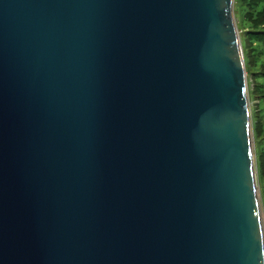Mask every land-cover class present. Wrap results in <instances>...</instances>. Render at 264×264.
<instances>
[{
	"label": "water",
	"instance_id": "water-1",
	"mask_svg": "<svg viewBox=\"0 0 264 264\" xmlns=\"http://www.w3.org/2000/svg\"><path fill=\"white\" fill-rule=\"evenodd\" d=\"M235 0H0V264H264Z\"/></svg>",
	"mask_w": 264,
	"mask_h": 264
},
{
	"label": "trees",
	"instance_id": "trees-1",
	"mask_svg": "<svg viewBox=\"0 0 264 264\" xmlns=\"http://www.w3.org/2000/svg\"><path fill=\"white\" fill-rule=\"evenodd\" d=\"M235 16L238 20L245 66L249 78L248 92L250 99L261 94L264 99V0H235ZM253 113V120L255 119ZM255 138L259 136L254 125ZM260 142L263 148H256L258 182L263 194L264 181V136ZM259 145V144H257ZM261 147V145H259Z\"/></svg>",
	"mask_w": 264,
	"mask_h": 264
},
{
	"label": "rangeland",
	"instance_id": "rangeland-1",
	"mask_svg": "<svg viewBox=\"0 0 264 264\" xmlns=\"http://www.w3.org/2000/svg\"><path fill=\"white\" fill-rule=\"evenodd\" d=\"M234 15H235V8H234ZM237 26H238V20L235 16ZM239 29V28H238ZM241 37V36H240ZM247 81L249 82V78L247 75ZM264 84V81H261ZM249 87V85H248ZM249 94V93H248ZM261 94H257L255 98L250 99V110H251V119H252V131H253V140H254V150L256 148H263L262 143L260 142V139L262 136H264V99L261 98ZM253 113L256 115L255 119L253 120ZM254 125L256 127L257 132H259V136L255 138V132H254ZM261 145V147L259 145ZM255 166L257 170V180H258V169H257V163H256V154H255ZM262 189L264 187V181L262 182ZM258 186L260 188V207H261V216L263 218V224H264V189L263 194H261V187L258 182Z\"/></svg>",
	"mask_w": 264,
	"mask_h": 264
}]
</instances>
